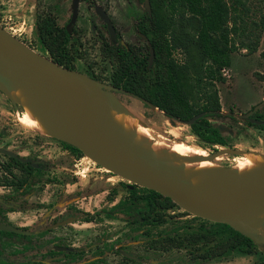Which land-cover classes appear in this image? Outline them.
I'll return each mask as SVG.
<instances>
[{"label": "rangeland", "instance_id": "374dc122", "mask_svg": "<svg viewBox=\"0 0 264 264\" xmlns=\"http://www.w3.org/2000/svg\"><path fill=\"white\" fill-rule=\"evenodd\" d=\"M50 4L57 12L58 23L66 26L72 15V0H0V25L28 45L41 50L42 46L35 33L36 13L38 7L46 8ZM96 5L103 6L109 13L117 26L120 41L145 49L146 41L137 34L134 26L138 15L147 12L145 0H80L78 19L74 24L79 52L73 59V67L102 83L112 85V65L102 53L103 43L110 40V34L96 12ZM251 5L254 7L252 17L259 18L264 8L260 3ZM263 40L264 34L256 52L250 53L246 48L233 52L231 66L222 73L224 81L218 82L216 86L223 112L227 114L230 110L236 111L240 121L235 124L226 118L210 119L223 128L224 134L229 138V145L205 144L193 133L190 125L167 117L163 111L148 106L137 97L114 92L110 88L107 90L125 112L127 120H133L137 127L144 128L151 138L155 140L164 138L168 141L166 142L168 147L172 149L179 148L171 144L172 140L182 141L186 145L202 150L206 156L218 149L237 150L236 153L223 154L226 159L221 163L225 166L231 165L234 158H239L246 151L264 153V130L246 125L240 116L264 98ZM176 56L179 60L184 58L180 51L176 52ZM3 101L6 99L1 96L0 127L5 126V130L0 135L5 134V137H9L3 141H8L7 144H21L25 147L27 155H38L45 163L43 174L37 182L38 193L34 197V200H41L42 203L37 207H27L19 219L32 231L25 245L27 264L39 260L41 254L44 255L43 259H47L45 250L53 245L55 238H63V242L73 244L75 248L88 247L89 230L94 233V229L99 230L100 227L89 225L88 220L92 218L87 217L86 213H78L74 224L49 230V225L66 219L72 210L75 212L89 210L88 214L91 215L92 211H96L94 217L98 215L101 221H104V218L100 217V214L112 210L113 217H117L121 222L111 226H122V242L133 241V244L138 242L128 250L139 258L136 264H264V249L258 244L252 246L249 252H232L222 258L201 259L197 253L225 240L232 235L233 229L239 230L231 226L232 230L220 234L218 230L221 226L216 222L194 216L179 205L164 209L165 221L162 223L150 224L141 221L148 208L142 189L139 191L141 194L139 204L118 205L130 198L133 182L100 166L81 150L62 143L57 137L23 127L17 116L26 110V99H23L25 108L19 100L18 104L21 106L17 108L18 111ZM173 134H180V138ZM51 207L53 212L50 214L46 212V208ZM136 213L138 217L134 219ZM133 220L137 221V225H131ZM68 228L73 229L75 233L73 242L66 240ZM258 228V234L264 236V227L259 224ZM144 229L150 233L143 232ZM195 231L213 233L215 240L210 244L202 243L199 249H196L189 245L174 246L162 236V234L184 236ZM57 233L62 234L61 237L53 238ZM82 260L83 256L76 260V264H82Z\"/></svg>", "mask_w": 264, "mask_h": 264}, {"label": "trees", "instance_id": "16d2710c", "mask_svg": "<svg viewBox=\"0 0 264 264\" xmlns=\"http://www.w3.org/2000/svg\"><path fill=\"white\" fill-rule=\"evenodd\" d=\"M251 3H260L264 8V0H151L153 15L139 14L136 28L149 38L155 52L153 63L148 43L143 53L134 46L116 45L108 40L102 52L112 64V84L137 95L148 106L157 107L177 121L205 112V116L190 125L193 133L205 144L225 145L223 132L210 120L221 115L216 86L224 81L222 70L231 66L233 52L246 48L253 53L259 49L264 34V11L259 18L252 17ZM35 33L42 46L40 51L73 69L79 41L74 38V32L59 25L51 4L37 8ZM177 51L182 53L183 60L178 59ZM262 55L264 57V51ZM141 189L148 205L146 221L147 218L150 221L151 216L155 223L164 222V209L177 204L155 190L135 185L130 190V198L118 205L139 204ZM216 224L221 226L220 234L233 229L225 223ZM162 236L174 246L189 245L196 249L202 243L210 244L215 240L213 233L202 231ZM252 246H255L252 239L233 229L231 236L197 256L222 258L232 252H249Z\"/></svg>", "mask_w": 264, "mask_h": 264}, {"label": "water", "instance_id": "95a60500", "mask_svg": "<svg viewBox=\"0 0 264 264\" xmlns=\"http://www.w3.org/2000/svg\"><path fill=\"white\" fill-rule=\"evenodd\" d=\"M79 4L80 0L72 2L69 27L76 22ZM145 8L152 16L151 0H145ZM96 10L116 41L115 26L108 13L100 5ZM154 56L151 46V62ZM28 72L32 74L38 109L54 137L78 148L113 173L170 197L194 216L235 227L264 249V236L258 234L259 228L255 230L245 223L246 218L264 210V168L245 177L236 175L194 186L180 169L135 147L106 114L110 106L122 110L108 88L139 98L137 95L59 64L0 25V90L15 103L11 87ZM205 115L201 112L180 122L191 125ZM226 153V149H218L196 159L213 161L218 154ZM259 224L264 227V218Z\"/></svg>", "mask_w": 264, "mask_h": 264}, {"label": "flooded vegetation", "instance_id": "af4514ba", "mask_svg": "<svg viewBox=\"0 0 264 264\" xmlns=\"http://www.w3.org/2000/svg\"><path fill=\"white\" fill-rule=\"evenodd\" d=\"M105 11L107 12L106 9ZM72 14H73V10H72ZM109 17L111 18L110 15ZM71 18L68 24L66 25V27L69 30V32L71 33L74 32V38H75L76 31L74 24L76 22L73 23L71 27H69ZM102 21L105 23V26L108 29L106 22L104 20ZM112 23L114 24L116 30V41H113L110 35V40L113 42V44L131 45V44H125L124 42L119 40L120 36L117 26L113 20ZM134 26L137 34L141 38H143L146 41V43L150 45L151 43L147 35H145L136 28V23ZM142 34H144L146 37L142 36ZM131 46H134V48L136 49L142 50L143 53L146 52V49L144 48H138L135 45H131ZM150 50H151V45H150ZM151 63H153V61ZM263 91H264V87H263ZM1 96H4L6 99V101L3 102L8 104L14 110L21 106L20 104H18V102L15 103L10 97H8L7 94H4L2 90H0V101H1ZM263 108H264V98L258 103L252 105L247 111H245L244 114H240V116H242L243 122L250 127H255L264 130V127H261L264 126ZM24 111L25 110H23V112L19 115H22ZM18 116H17V120H18ZM214 118L215 119L226 118L232 123L235 124L240 123L239 118L237 117V113L234 110H230L226 114L225 112H223L221 108V115ZM214 125L218 126L220 130L223 132V135L225 136V140L227 141L225 145H229V138L224 134L223 128L217 124ZM4 127L5 126L0 127V133L3 132V130H5ZM230 130H232V128H230ZM8 138L9 137H5V134L0 135V140H2L0 142V235H1L0 264H27L25 259V254H26L25 245H26V239L28 236H31L32 231L27 228V224L23 223L22 221H19V219L22 217L21 214H23L27 210V207H32V206L37 207L39 203H42L41 200L40 201L34 200V197H36L38 193L37 182L38 180H40L43 174L45 163L43 162L41 157H38V155L36 156L27 155L25 151V147H23L21 144L20 145L7 144L8 141L6 142L3 141L4 139H8ZM226 166H230V164ZM135 185L137 184L134 183V186ZM52 207L48 209L46 208V212H49L51 214V212H53ZM88 211L89 210H80L75 212L74 210H72L71 214L66 219L62 221H57L56 223L51 224L52 226L50 225L48 226L49 230H52L54 228L63 227L66 224L67 225L74 224L78 218V213H86L85 215L87 217L92 218L88 220V224L94 227L96 226L100 227L99 230L94 229V233H92V230H89L87 237L89 236L90 244L88 245V247L84 249L75 248L73 244L63 242L64 240L63 238H55V237H61L62 235L60 233L59 234L57 233V236H53V238H55V240H53L52 243L53 245L45 250L46 253L45 256H47V259H43L44 255L41 254L39 260H36L35 262H29L28 264H64L65 262L66 264H76V260H78L81 256H83L82 264H136L139 261V258L134 256L132 253H129L128 250L129 247L136 245L138 242H136L135 244H133L134 243L133 241L122 242L121 240L123 234L122 226L121 225L118 227L111 226V225L119 224L121 222L119 219H117V217L115 218L113 217V215L111 214L112 210H107V212H103L104 214H100V217H103L104 221H101L98 215L94 217L96 211H92V215L88 214L89 213ZM137 217L138 214L136 213L134 219ZM141 221H146V214L145 216H143ZM146 222H149L150 224L154 223L152 221L151 216H150V221L149 218H147ZM131 225H137V221L133 220ZM68 231L69 232L67 233L66 240L73 242L74 241L73 237H75V233L73 229L68 228ZM143 232L147 234L150 233L149 231H146V229H144ZM41 251L43 252L44 250ZM123 261H125V263H123Z\"/></svg>", "mask_w": 264, "mask_h": 264}, {"label": "bare ground", "instance_id": "6f19581e", "mask_svg": "<svg viewBox=\"0 0 264 264\" xmlns=\"http://www.w3.org/2000/svg\"><path fill=\"white\" fill-rule=\"evenodd\" d=\"M11 94L16 102L21 101L24 108L23 99L27 100L25 112L18 116V122L21 125L30 130L54 136L53 131L48 127L38 109L36 89L30 72L26 73L16 85L11 87ZM106 114L120 132L133 142L135 147L157 157L160 162L170 167L180 169L186 174L188 179L193 181L196 187L203 185L204 182H219L236 175L245 177L264 168L263 152L246 151L239 158L234 159L229 169H226V166L221 163V161L226 159L223 154H218L214 158L215 161L198 160L196 157L206 156L205 152L186 145L182 141L172 139L171 144L178 146V149L182 151L169 148L168 143H166L168 141H165L164 138L155 140L145 132L144 128L137 127L133 120L128 121L123 110L110 106L107 108ZM173 135L180 138V134ZM227 152L236 153L237 150H227ZM263 218L264 210H260L253 216L246 218L245 223L251 228L258 230V224Z\"/></svg>", "mask_w": 264, "mask_h": 264}, {"label": "built area", "instance_id": "2783aa9c", "mask_svg": "<svg viewBox=\"0 0 264 264\" xmlns=\"http://www.w3.org/2000/svg\"><path fill=\"white\" fill-rule=\"evenodd\" d=\"M225 70H226V68H225V69H223V70H222V72H223V71H225Z\"/></svg>", "mask_w": 264, "mask_h": 264}]
</instances>
